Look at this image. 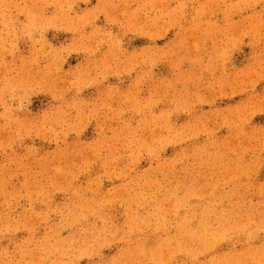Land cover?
Listing matches in <instances>:
<instances>
[{"label": "rangeland", "instance_id": "rangeland-1", "mask_svg": "<svg viewBox=\"0 0 264 264\" xmlns=\"http://www.w3.org/2000/svg\"><path fill=\"white\" fill-rule=\"evenodd\" d=\"M120 256L264 264V0H0V264Z\"/></svg>", "mask_w": 264, "mask_h": 264}, {"label": "bare ground", "instance_id": "bare-ground-1", "mask_svg": "<svg viewBox=\"0 0 264 264\" xmlns=\"http://www.w3.org/2000/svg\"><path fill=\"white\" fill-rule=\"evenodd\" d=\"M194 35V34H193ZM167 183V182H166ZM211 189V188H210ZM212 190V189H211ZM245 196V195H244ZM139 203V202H138ZM167 204V203H166ZM179 204V203H178ZM135 205V204H134ZM82 206V205H81ZM216 207V206H215ZM157 208V207H156ZM173 211V210H172ZM163 216V215H162ZM187 217V216H186ZM161 218V217H160ZM166 221V220H165ZM72 222V221H71ZM225 222H227V221H225ZM176 223V222H175ZM185 223V222H184ZM164 225V224H163ZM180 225V224H179ZM221 226V225H220ZM83 227V226H82ZM136 227V226H135ZM177 227V226H176ZM222 227V226H221ZM232 227V226H231ZM205 228H207V226L205 227ZM241 228V227H240ZM243 228V227H242ZM83 229V228H82ZM235 229V228H234ZM237 229V228H236ZM77 230V229H76ZM141 230V229H140ZM157 230V229H156ZM164 230V229H163ZM214 230V229H213ZM220 230V229H219ZM165 231V230H164ZM202 231H203V229H202ZM207 231V230H206ZM214 232V231H213ZM230 232V231H229ZM244 232V231H243ZM253 233V232H252ZM204 234V233H203ZM203 234H201V233H199L198 235H195L194 233H192V236H189V238H187V239H189V240H191L192 239V237L193 238H196V240H198V242L199 241H201L202 240V238H203ZM259 234V233H258ZM245 235V234H244ZM257 235V234H256ZM247 236V235H246ZM170 237V236H169ZM213 237H214V235H213ZM130 238V237H129ZM113 239V238H112ZM165 239V238H164ZM185 239V238H184ZM204 239V238H203ZM222 239V238H221ZM143 240V239H142ZM148 240V239H147ZM146 240V241H147ZM219 240V239H218ZM257 240V239H256ZM154 241V240H153ZM165 241H166V239H165ZM202 241H204V240H202ZM226 241V240H225ZM184 242H187V240H185ZM183 242V243H184ZM205 243V242H204ZM209 243V242H208ZM218 243V242H217ZM94 244V243H93ZM113 244V243H112ZM162 244V243H161ZM164 244V243H163ZM166 244V243H165ZM197 244V243H196ZM211 244V243H210ZM216 244V243H215ZM218 244H220V242L218 243ZM245 244V243H244ZM142 245V244H141ZM241 245V244H240ZM130 246V245H129ZM165 246V245H164ZM171 246V245H170ZM170 246H169V248H170ZM177 246V245H176ZM180 246V245H179ZM245 246V245H244ZM126 247V246H125ZM174 247V246H173ZM205 247V246H204ZM128 248V247H127ZM168 248V249H169ZM211 248V247H210ZM164 249V248H163ZM189 249V248H188ZM196 249V248H195ZM231 249V248H230ZM93 250V249H92ZM143 250V249H142ZM165 250V249H164ZM171 250V249H170ZM207 250H208V248H207ZM85 251V250H84ZM87 251H88V249H87ZM168 251V250H167ZM212 251V250H211ZM165 252V251H164ZM202 252V251H201ZM251 252V251H250ZM203 253V252H202ZM82 254V253H81ZM83 254H85V252L83 253ZM160 254V253H159ZM164 254V253H163ZM179 254H181V252L179 253ZM60 255V254H59ZM136 255V254H135ZM123 256V255H122ZM198 256V255H197ZM34 257V256H33ZM37 258H39V256L37 257ZM122 257L120 256L119 258H117V259H114V258H111V260H109L108 261V263L109 264H118V262H119V260L121 259ZM138 258V257H137ZM259 258V257H258ZM261 258V257H260ZM75 259V258H74ZM249 259V258H248ZM42 260V259H41ZM58 260V259H57ZM71 260V259H70ZM99 261V260H98ZM102 261H104V260H102ZM180 261V260H179ZM178 261V262H179ZM196 261V260H195ZM225 261V260H224ZM249 261V260H248ZM263 261H264V259H263ZM242 262H244V261H242ZM257 262V261H256ZM164 263V262H163ZM171 263V262H170ZM210 263V262H209ZM58 264V263H57ZM172 264V263H171ZM238 264V263H237ZM252 264V263H251ZM258 264V263H257ZM260 264V263H259Z\"/></svg>", "mask_w": 264, "mask_h": 264}]
</instances>
